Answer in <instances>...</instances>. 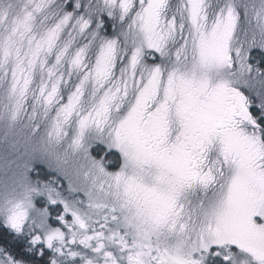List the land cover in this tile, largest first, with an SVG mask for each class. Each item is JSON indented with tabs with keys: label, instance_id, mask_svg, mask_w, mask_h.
<instances>
[{
	"label": "snow or ice",
	"instance_id": "obj_1",
	"mask_svg": "<svg viewBox=\"0 0 264 264\" xmlns=\"http://www.w3.org/2000/svg\"><path fill=\"white\" fill-rule=\"evenodd\" d=\"M0 264H264V0H0Z\"/></svg>",
	"mask_w": 264,
	"mask_h": 264
}]
</instances>
